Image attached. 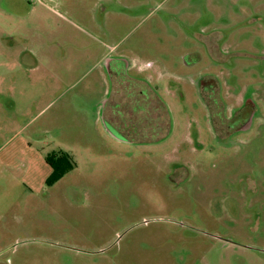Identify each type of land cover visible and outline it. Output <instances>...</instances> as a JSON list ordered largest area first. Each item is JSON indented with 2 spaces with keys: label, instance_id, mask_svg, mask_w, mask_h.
Wrapping results in <instances>:
<instances>
[{
  "label": "rangeland",
  "instance_id": "1",
  "mask_svg": "<svg viewBox=\"0 0 264 264\" xmlns=\"http://www.w3.org/2000/svg\"><path fill=\"white\" fill-rule=\"evenodd\" d=\"M0 264H264V0H0Z\"/></svg>",
  "mask_w": 264,
  "mask_h": 264
},
{
  "label": "crops",
  "instance_id": "2",
  "mask_svg": "<svg viewBox=\"0 0 264 264\" xmlns=\"http://www.w3.org/2000/svg\"><path fill=\"white\" fill-rule=\"evenodd\" d=\"M104 61H107V67L109 66L110 70H108L107 72V76L110 79H114L113 83L115 84V89H116V94L114 95V91L113 94L111 96H116L119 93L122 92L123 87L129 85L130 84H136L138 90L137 93H140L142 91H144V93H147V81L143 80H138L136 78H132L129 77V73L131 71H136L139 73H146L148 74V72H153L152 70L156 69L154 67V65L152 63L149 62H145L144 59L138 58V57H127L125 55L119 54V55H114L108 58H105ZM123 63V64H122ZM111 66L113 68H111ZM138 74V73H137ZM121 79V80H120ZM141 86V89L138 87ZM135 90V89H134ZM151 98V99H150ZM110 98L106 97L103 101H102V105L106 106L108 101ZM140 99L143 100L142 95H140ZM155 97L147 94L146 98L144 99V101H142L141 103L138 102H134L136 103V108L130 109L128 108V114L131 116H135L138 117L139 114L141 115L142 110H144L146 108L147 113L150 115V113L152 112L151 110L158 108L159 106L157 105L156 100L155 101ZM111 101V100H110ZM158 102V101H157ZM101 104H99L98 107H100ZM163 107V105H161ZM102 107V106H101ZM105 108L103 107V111L105 112ZM165 108V106H164ZM109 109L111 110L110 112H108L107 114V118L104 119V113H103V122L105 124V126H107L108 130L106 133L107 135H109V137H112L113 139H115V141L117 140L118 142H122L125 143L126 139V135L124 132L127 131V134L130 133V129H126V123L121 122L118 118L117 115V105L116 103L112 102L111 104H109ZM156 110V109H155ZM152 118V116H151ZM158 118L156 117V120ZM108 125L110 126H114L111 129L110 127H108ZM117 131V133H115ZM121 133H120V132ZM158 131V124H153L152 126H150L149 128H147V132L146 134H154L157 133ZM122 132L124 133V135L122 134Z\"/></svg>",
  "mask_w": 264,
  "mask_h": 264
},
{
  "label": "trees",
  "instance_id": "3",
  "mask_svg": "<svg viewBox=\"0 0 264 264\" xmlns=\"http://www.w3.org/2000/svg\"><path fill=\"white\" fill-rule=\"evenodd\" d=\"M59 163L56 164L54 173L50 176V178L47 180V185H52L57 181L58 178H60L63 174L70 171V169L73 168V163L70 161V157L65 154L61 153V157L59 158ZM46 163L50 165L51 167L53 163H51V160L46 159ZM72 163V164H71ZM54 170V169H53Z\"/></svg>",
  "mask_w": 264,
  "mask_h": 264
}]
</instances>
